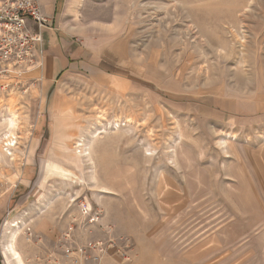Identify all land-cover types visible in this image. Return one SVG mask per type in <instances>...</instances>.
Wrapping results in <instances>:
<instances>
[{"label": "rangeland", "instance_id": "obj_1", "mask_svg": "<svg viewBox=\"0 0 264 264\" xmlns=\"http://www.w3.org/2000/svg\"><path fill=\"white\" fill-rule=\"evenodd\" d=\"M68 10L99 67L0 82V264L16 230L24 264H264V0Z\"/></svg>", "mask_w": 264, "mask_h": 264}, {"label": "built area", "instance_id": "obj_2", "mask_svg": "<svg viewBox=\"0 0 264 264\" xmlns=\"http://www.w3.org/2000/svg\"><path fill=\"white\" fill-rule=\"evenodd\" d=\"M51 27L41 0H0V82L10 80V73H25L42 65L43 33ZM2 86L1 92L6 93L8 85Z\"/></svg>", "mask_w": 264, "mask_h": 264}, {"label": "crops", "instance_id": "obj_3", "mask_svg": "<svg viewBox=\"0 0 264 264\" xmlns=\"http://www.w3.org/2000/svg\"><path fill=\"white\" fill-rule=\"evenodd\" d=\"M70 1L71 0H41L43 14L49 17L53 29L44 32L45 48L42 65L36 70L38 74L35 75L37 76L35 78H39V82L44 81L47 85L52 83L54 78H56L65 67L73 65L75 68L90 70L99 67V62L95 61L93 54H87L88 51L86 49L84 50L82 47L75 46L72 40L65 38V30H61L65 25V15L69 13L68 5ZM105 50H107V48ZM112 50L113 54L110 52L107 54V57L110 58L116 54L117 44L112 47ZM97 56L105 62V57L101 58L102 56L99 54H97ZM199 102L195 107L194 113L196 115L207 116L209 119L213 118L215 112L213 101L206 97L202 103L199 104ZM221 105L222 102H219V106ZM221 111L224 110L219 107V111L217 112L219 116L221 115Z\"/></svg>", "mask_w": 264, "mask_h": 264}, {"label": "bare ground", "instance_id": "obj_4", "mask_svg": "<svg viewBox=\"0 0 264 264\" xmlns=\"http://www.w3.org/2000/svg\"><path fill=\"white\" fill-rule=\"evenodd\" d=\"M10 117L7 119H3V121L5 122V128L7 129V133L4 134V137H12L13 135V129L15 128L16 124H17V119L15 117V114L13 112H11V114L9 115ZM118 129V125L115 126ZM102 133L98 132L95 133L96 135H94V137H96L98 134ZM13 139V138H12ZM7 140V139H6ZM15 145L14 141L7 140L6 145L5 146H9V147H13ZM76 148L78 149V156L82 157V158H88L91 157L90 155V147H88V145L84 144V141H78L76 142ZM6 154H9L12 156V154H10V152H8V150L5 151ZM150 155V154H148ZM17 231V230H16ZM13 231L10 236H9V244L6 248V251L8 253V255L10 256V258H12V260L16 263V264H24V261L21 257V254L18 252L17 248H16V235L18 232Z\"/></svg>", "mask_w": 264, "mask_h": 264}]
</instances>
